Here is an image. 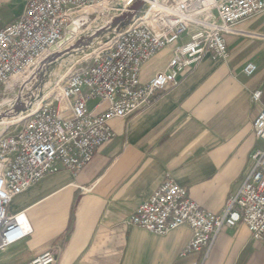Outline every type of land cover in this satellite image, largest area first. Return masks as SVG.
<instances>
[{"label": "built area", "instance_id": "obj_1", "mask_svg": "<svg viewBox=\"0 0 264 264\" xmlns=\"http://www.w3.org/2000/svg\"><path fill=\"white\" fill-rule=\"evenodd\" d=\"M103 1L29 0L24 13L0 30V111L6 109L12 116L5 119L14 120L0 130V252L32 234L24 212H9L17 196L47 175L81 171L115 137L112 120L150 108L157 94L176 87L178 77L204 57L228 59L224 36L244 34L240 23L264 15V0H116L109 5H119V16L99 31L106 45L56 69L74 50L85 11ZM135 2L144 6L137 17L131 9ZM122 16L131 18L120 21ZM167 47L172 53L165 69L142 83L143 65ZM256 71L251 62L243 68L246 77ZM260 97L259 90L252 92V103L258 105ZM91 100L98 101L93 111L87 108ZM252 135L264 145L261 105ZM252 159V172L220 214L199 208L167 175L126 224L157 236L187 228L191 237L182 257L208 251L217 233L238 224L264 246V149ZM55 261V253L45 252L28 264Z\"/></svg>", "mask_w": 264, "mask_h": 264}, {"label": "crops", "instance_id": "obj_2", "mask_svg": "<svg viewBox=\"0 0 264 264\" xmlns=\"http://www.w3.org/2000/svg\"><path fill=\"white\" fill-rule=\"evenodd\" d=\"M28 2L0 0V30ZM237 28L244 34L224 36L228 59L204 57L150 108L112 120L115 137L81 171L47 175L17 196L9 212H24L32 234L0 252V264H28L45 252L56 254L54 264H264V246L244 224L221 230L208 251L184 257L187 228L157 236L126 224L167 175L199 208L220 214L252 172L253 154L264 149L252 135L258 105L264 107V15ZM171 53L167 47L146 62L140 81L164 70ZM249 62L257 66L252 77L243 74ZM256 90L258 105L251 101Z\"/></svg>", "mask_w": 264, "mask_h": 264}, {"label": "rangeland", "instance_id": "obj_3", "mask_svg": "<svg viewBox=\"0 0 264 264\" xmlns=\"http://www.w3.org/2000/svg\"><path fill=\"white\" fill-rule=\"evenodd\" d=\"M101 6H102V4H101ZM118 6L119 5H115V6H112V7L110 6V7L105 8V9L100 7V8H97V9L86 10L85 13H84V17L85 18L83 19L84 20V22H83L84 24L79 28V35H78L77 39H79V37L86 36L88 30H90V32L100 31L101 28L104 27V25L108 24L110 21H114L115 18L119 16ZM114 8H116L117 11L111 10V9H114ZM93 27H95V28H93ZM96 27H97V29H96ZM80 33H82V34H80ZM68 38H69V36H67L63 40L64 44L66 43ZM91 50L92 49L90 47V48H85L84 50L81 51V50H79V47L75 45L74 50H70L68 54L64 55L58 61V64L55 66V68L57 69V67H58V68L62 69V67L64 65L73 63L74 61L79 59V57L81 55L84 56V54H89L91 52ZM151 69H152V67H148V69L146 71H144L143 74H146V73L150 72ZM60 72H61V74H64L65 70H60ZM140 79H141V75H140ZM0 116H1L0 119H5V117H11L12 114L11 113H7L6 109H4V110L0 111ZM12 122L13 121H11V123Z\"/></svg>", "mask_w": 264, "mask_h": 264}, {"label": "water", "instance_id": "obj_4", "mask_svg": "<svg viewBox=\"0 0 264 264\" xmlns=\"http://www.w3.org/2000/svg\"><path fill=\"white\" fill-rule=\"evenodd\" d=\"M131 9L135 12V16L137 17L139 12L144 9V6L140 2H135L132 5ZM126 18L130 19L131 16H128V17L122 16V17H120L119 20L125 21ZM126 25H127V23H123L121 26L117 27V29L115 30V33H119ZM69 30L72 31L73 28H69ZM100 36H101V32H99V31L89 32L86 34V36L79 37V39L76 40L75 45L79 47V50H84L85 48H90V47L92 48L94 46L95 42L102 43L106 40V38L101 39ZM50 87H51V85H48L47 89H49Z\"/></svg>", "mask_w": 264, "mask_h": 264}, {"label": "bare ground", "instance_id": "obj_5", "mask_svg": "<svg viewBox=\"0 0 264 264\" xmlns=\"http://www.w3.org/2000/svg\"><path fill=\"white\" fill-rule=\"evenodd\" d=\"M115 1L116 0H104L101 7L104 8V9L105 8H108L110 6L109 4H111V3L115 2ZM111 10L117 11L116 8L111 9ZM105 43H106L105 41L102 42V43L95 42V45L91 48L92 49L91 52L89 54H84V57L87 58L88 56H91L94 51H96L97 49H99L101 46H104ZM81 56H83V55H81ZM11 121H14V120H12L11 118L2 119L1 122H0V130L2 128H4L5 126L9 125L11 123Z\"/></svg>", "mask_w": 264, "mask_h": 264}]
</instances>
